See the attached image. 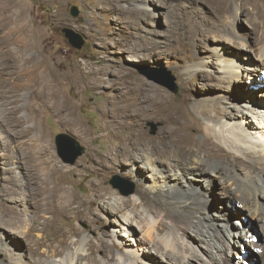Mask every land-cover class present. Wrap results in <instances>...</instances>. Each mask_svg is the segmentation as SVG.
<instances>
[{
    "label": "bare ground",
    "instance_id": "obj_1",
    "mask_svg": "<svg viewBox=\"0 0 264 264\" xmlns=\"http://www.w3.org/2000/svg\"><path fill=\"white\" fill-rule=\"evenodd\" d=\"M211 1L217 8L212 21L203 9L191 6V10L199 15L195 43L212 38L216 63L209 56L199 67L190 66L184 72L182 98L176 103L161 86L128 66L115 68V72L108 65L85 61L83 66L75 65L76 69H65L48 55L43 39L35 44L39 57L25 56L23 47L33 45L30 36L36 31L27 29L30 23L25 18L16 20L17 31L23 34L17 40V70L9 92L21 87L29 92L40 89L45 98L36 115L52 108L63 124L76 128L83 124L77 101L65 93L66 85L73 83L82 89L90 82L86 80L89 76L96 84H118L119 100L127 99V103L121 105L113 97L110 105L99 108L103 135L111 139L108 150L99 155L101 164L111 168L131 162L128 173L137 181L144 180L149 166L152 174L137 197L97 184L88 203H98L100 210L115 216L120 229L114 227L113 231L126 249L116 247L118 242L110 244L105 233L95 240L90 229L74 223L83 216L85 202L65 186L63 174L53 179L52 188L44 185V179L39 187L32 182L39 178L40 170L41 174L46 170L53 173L55 164L44 156L50 152L49 143H43L49 141V131L37 127L21 156L9 136H29L32 127L8 130L2 121L8 119L4 113L10 109L2 103L0 264H243L251 261V255L264 264V91H259L264 88V0ZM102 2L109 6L104 4L103 11L120 10L119 0ZM173 6L169 9L168 0H142L129 7L127 11L139 22L150 20L154 28L135 23L132 26L138 33L129 31L117 45L131 58H146L145 50L157 52L161 41L153 36H166L168 31L161 33L157 24L164 18L169 29L179 14L177 4ZM91 20L100 26L105 39L108 25L95 13ZM241 22L247 23L244 28ZM203 33L202 38L197 37ZM252 34L255 37L250 41ZM109 73L117 79L103 77ZM243 76L250 83H244ZM207 79L216 82L208 84ZM196 80L203 82L202 92L215 93L195 102L197 115L188 105L189 95L199 89ZM152 117L163 122L155 136H149L142 125ZM125 127L130 128L127 134ZM197 131L200 138H196ZM86 214L91 223L99 222L91 209ZM244 214L249 217L246 223ZM35 237L37 241L31 244ZM24 240L28 250L22 248Z\"/></svg>",
    "mask_w": 264,
    "mask_h": 264
},
{
    "label": "rangeland",
    "instance_id": "obj_2",
    "mask_svg": "<svg viewBox=\"0 0 264 264\" xmlns=\"http://www.w3.org/2000/svg\"><path fill=\"white\" fill-rule=\"evenodd\" d=\"M141 1L142 0H119L120 10L107 12L101 9L104 4V7H109L106 3L102 2V0H15V2L0 0V107L2 108L1 105L3 103L5 107L10 109V111L6 110L4 113L8 119H4L2 122L8 130L9 127H11L10 130L12 128L19 130L23 126H30L33 130L32 134L26 137L21 138L20 135H12L13 133H11L9 137L13 145H16L17 151L21 152L19 153L22 156V151L26 149L27 142H31V139L34 137V132L37 131L38 128L41 129L45 127L50 133V138L48 142L45 141L43 143H49L50 152L44 156L46 158L48 157L47 159H49L51 163H54L55 167L53 173L46 170L45 173L41 174L40 172H42V170H40L39 178H37V180L33 179L32 181L36 182L34 186H42V179H44L46 181L44 185L52 188L53 179H57L63 174V178L66 180L65 186L79 195L85 202L84 206L81 207V214H83V216L79 220H75L74 223L87 231L90 229V235L95 240H98L102 233H105L106 238L109 239V243H120L121 245L119 244L116 247L121 248L123 251L126 249V246H122L123 244L118 240V237L115 236V232L113 231L114 227L120 229V226L114 222L115 216L100 210L98 203L90 205L88 203V200L97 189V184L99 183H103L111 191L118 190L122 195L135 194V197H137L138 190L142 187L143 183L150 180V174H152L151 167L149 166L144 180L137 181L128 173L131 162L125 165L115 164L111 168L101 164L99 155L108 150L111 145V139L103 135V130L100 125L99 108L105 103L110 105L114 100L113 97L115 98L114 101H120L119 103H121V105L127 103V99L125 101L124 99L119 100L121 93L118 89V84H96L92 81V77L89 76L86 80L90 82L85 84L82 89H76L73 83L66 85L65 93L74 101H77V115L83 124V126L80 127V125H78L75 128L63 124L60 116L56 115L52 108L45 109L39 117L36 115L37 113L35 111L37 110L38 104L43 105L45 98L40 95V89H31V92H29V88L21 87L15 92H9V83L14 81L15 71L17 70L14 61V58H17L18 55L17 40L20 39V36L23 34L17 31L16 20L25 18L24 21L30 23L27 29L36 31L34 35L31 34L30 36L33 45L31 47H23L25 56L33 54L36 58L39 57L38 47L35 44L43 39L48 55L54 56L55 61L60 63L65 69H76L78 64L83 66L85 61L95 66L108 65L111 69L113 68V71L120 68H127L128 66L132 68L138 76L161 86L162 89L169 94V98H171L174 103L180 101L182 98V82L186 77L184 72L187 71L190 66L199 67L202 60H208L209 58L213 60V63H216V59L214 56L212 57L211 54V47L214 42L212 38H202L201 36H203L204 33L199 34L197 37L202 39H200L201 41L197 40L198 43H195L194 31L197 29L196 19L199 15L193 9L191 10V6L199 7L206 11L207 19L210 17L209 21L216 18L217 8L211 0H184V2H181L182 0H172L171 2L168 0L169 9L177 4L178 9L176 11L179 14L177 18L172 19L171 22L176 20L169 25V29V23L164 18L157 24V29L160 30L161 33L168 30L166 36L162 34L153 36L156 37L159 42L161 41L157 52L152 53L145 50L144 53L147 52L146 58H140L138 56L131 58L128 51H123L117 45L118 41L121 40L124 35H128L129 31L138 33V30L132 26L135 23H139L142 28H154L152 21L149 20L148 23V21L145 22V20H140L139 22L129 10L127 11L129 7H133L135 3ZM73 6L79 9V14L77 16L71 13ZM91 13H95L97 17H101L104 24L108 25L110 28L108 34L105 35V39H102L103 35L100 33V26L96 24L95 21L91 20ZM246 24V22H241V28H244ZM171 25L173 27H171ZM64 28H73L75 31L81 33L85 38L84 45L81 48L73 46L66 37L63 31ZM124 30L125 32H123ZM141 32H144V30ZM149 36L152 37L151 34H149ZM254 37L255 34H252L250 36V41H253ZM192 56H195L197 59L195 61L192 60ZM210 68L214 69V66ZM113 75L114 74L109 73L105 76L103 75V77L116 80L117 75ZM167 81L170 83L173 82L174 88H169L163 83ZM206 81L208 84L216 82L209 79ZM243 81L244 83H250L248 82L249 79L245 76H243ZM202 84L203 82L201 83L200 80H196V85L199 89L193 91L189 95L188 105L192 107L196 115L198 113L194 111L195 107L193 106L195 102L201 98L204 100L207 97L209 98L210 95L212 96L215 94L210 90L208 92H202ZM259 91H264V88H259ZM18 119H20L21 122H19ZM142 125L146 128L149 136H155L158 134L161 127H163V122L152 117L151 119L144 120ZM129 131L130 128L128 127H125L123 130L126 134L129 133ZM61 132H66L75 137L80 142L81 146L84 147L83 154L80 155L74 163H67L58 155L55 140L57 134ZM200 137L201 132L197 131L196 138ZM3 159L4 153L0 152V161ZM44 166L45 164L42 163V168ZM2 167L3 164L1 162V170ZM58 168H61L62 172L59 171ZM114 180L125 185L128 189L133 185V192L125 194L121 187H115L112 184ZM148 201L153 202L154 199L149 198ZM74 206H76V204H74ZM88 208L97 215L99 222L91 223L86 214ZM130 208L132 207L130 206ZM234 210L236 211V207H234ZM242 220L245 223L248 222V215L244 214ZM63 221L65 220L63 219ZM63 221L60 220L59 224L65 225ZM37 239L38 238L35 237L34 240L30 241L31 244L33 242L35 243ZM244 240L248 241L245 238L243 241ZM258 243H260V241ZM28 247L29 244L24 240L22 248L28 250ZM244 250H247V247H244ZM152 251L156 250L151 248V252ZM102 252L103 251H99V254H102ZM249 259L258 262V259L252 255Z\"/></svg>",
    "mask_w": 264,
    "mask_h": 264
},
{
    "label": "water",
    "instance_id": "obj_3",
    "mask_svg": "<svg viewBox=\"0 0 264 264\" xmlns=\"http://www.w3.org/2000/svg\"><path fill=\"white\" fill-rule=\"evenodd\" d=\"M71 13L74 16H77L79 14V9L76 6H73L71 9ZM63 31L65 32L66 37L73 46L81 48L84 45L85 38L81 33L75 31L73 28H64ZM163 83L169 88H174L173 82L170 83L167 81ZM55 141L58 155L67 163H74L77 158L84 152V147L81 146L80 142L75 137L66 132L57 134ZM112 184L115 187H121L125 194H130L134 190L133 185L130 189H128L125 185H122L115 180L112 181ZM254 264H259V262L255 261Z\"/></svg>",
    "mask_w": 264,
    "mask_h": 264
}]
</instances>
